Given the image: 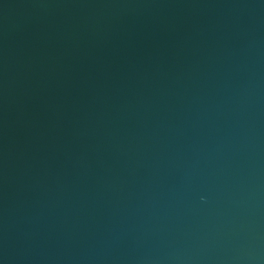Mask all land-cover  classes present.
Listing matches in <instances>:
<instances>
[{"label":"water","instance_id":"95a60500","mask_svg":"<svg viewBox=\"0 0 264 264\" xmlns=\"http://www.w3.org/2000/svg\"><path fill=\"white\" fill-rule=\"evenodd\" d=\"M0 264H264V0H0Z\"/></svg>","mask_w":264,"mask_h":264}]
</instances>
